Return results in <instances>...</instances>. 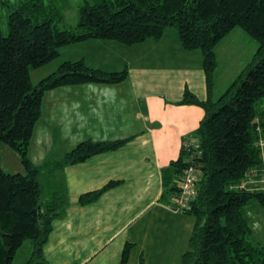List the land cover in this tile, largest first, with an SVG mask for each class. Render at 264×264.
Returning <instances> with one entry per match:
<instances>
[{"label": "trees", "instance_id": "obj_1", "mask_svg": "<svg viewBox=\"0 0 264 264\" xmlns=\"http://www.w3.org/2000/svg\"><path fill=\"white\" fill-rule=\"evenodd\" d=\"M49 2L46 7L44 0H26L9 13L7 36L0 30V145L17 153L23 168L22 173L10 174L0 166V264H13L25 241L32 244L25 264H47L42 248L62 199L44 195L41 176L125 143L82 142L59 163L34 167L27 151L43 94L67 85L117 84L127 70L105 72L87 67L82 60L64 61L36 84L30 72L57 59L65 46L88 40L134 46L159 40L169 28L177 32L183 50L200 51L207 94L201 101L185 90L178 102L204 111L188 139L198 145L192 152H199L194 160L199 176L197 194L183 212L194 218V226L181 264H264V248L251 240L245 216L251 202L264 209V194L235 188L251 169L262 165L258 143H264V0H91L79 6L78 23L71 29L59 27L61 9L55 0ZM46 8L52 18L36 23L35 14L45 13ZM235 28L257 48L247 69L214 100L215 49ZM190 154L183 145L178 158L162 172V198L170 207ZM114 184L80 196L79 202L92 203ZM128 255L129 246L121 264H126Z\"/></svg>", "mask_w": 264, "mask_h": 264}, {"label": "crops", "instance_id": "obj_2", "mask_svg": "<svg viewBox=\"0 0 264 264\" xmlns=\"http://www.w3.org/2000/svg\"><path fill=\"white\" fill-rule=\"evenodd\" d=\"M78 60L105 72L126 69L127 76L117 84L46 91L29 161L37 168L59 163L86 141L125 143L41 176L52 178V196L62 199L42 256L47 264H121L129 246L126 264H181L194 218L164 201L162 172L178 158L204 116L198 106L178 104L185 90L206 100L201 53L183 50L177 32L169 28L159 40L134 46L100 40L65 46L54 61L59 66ZM261 160L259 169L264 168V152ZM15 168L23 172L21 164ZM109 183L115 184L92 203L79 202L80 196ZM248 222L252 237L254 227ZM258 239L262 246L260 235ZM29 249L31 253V243Z\"/></svg>", "mask_w": 264, "mask_h": 264}, {"label": "rangeland", "instance_id": "obj_3", "mask_svg": "<svg viewBox=\"0 0 264 264\" xmlns=\"http://www.w3.org/2000/svg\"><path fill=\"white\" fill-rule=\"evenodd\" d=\"M26 1V0H25ZM24 0H0V30L3 36H7V18L9 13L18 9L25 2ZM35 2L37 0H34ZM61 9L62 19L57 24L61 29H71L76 27L78 23V8L85 2L91 0H55ZM49 0H44V6L47 7ZM50 7V5H49ZM49 15L47 8L45 13L35 14L34 21L42 22ZM257 44L248 37L241 29H233L225 39H223L215 49L217 58V69L213 76V99L220 96L228 86L250 65L253 55L256 51ZM200 53V51H198ZM58 61H53L42 69L32 70L30 72L32 84H36L41 79L56 71ZM15 154L16 157L10 156ZM20 163V158L17 153H14L10 148L0 145V166L7 173H17L16 168ZM23 169V168H22ZM44 195L47 193V198H50L56 187L52 178L42 180ZM245 216L253 224L254 235L251 237L253 242L259 241V235L262 237L261 244L264 247V209L257 203L251 202L245 209ZM252 228V225H250ZM257 243V242H256ZM259 243V242H258ZM30 243L25 241L23 246L18 250L13 264H25L30 255Z\"/></svg>", "mask_w": 264, "mask_h": 264}, {"label": "built area", "instance_id": "obj_4", "mask_svg": "<svg viewBox=\"0 0 264 264\" xmlns=\"http://www.w3.org/2000/svg\"><path fill=\"white\" fill-rule=\"evenodd\" d=\"M183 145L191 154L187 160L189 166L183 171L182 176L177 181L179 194L172 199L173 207L171 208L179 213L186 212L189 209L190 202L197 194L199 176V170L194 164V160L199 157V152H192L193 149H197L198 147L195 139L186 140ZM258 145L262 148L263 153L264 143L261 141ZM235 188L243 191L262 192L264 194V168L251 169L248 172L247 177Z\"/></svg>", "mask_w": 264, "mask_h": 264}]
</instances>
